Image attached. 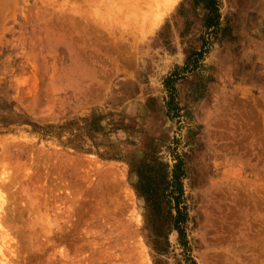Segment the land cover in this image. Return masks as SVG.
<instances>
[{
	"label": "rangeland",
	"instance_id": "obj_1",
	"mask_svg": "<svg viewBox=\"0 0 264 264\" xmlns=\"http://www.w3.org/2000/svg\"><path fill=\"white\" fill-rule=\"evenodd\" d=\"M218 3L197 57L196 0H0V264H264V0Z\"/></svg>",
	"mask_w": 264,
	"mask_h": 264
},
{
	"label": "trees",
	"instance_id": "obj_2",
	"mask_svg": "<svg viewBox=\"0 0 264 264\" xmlns=\"http://www.w3.org/2000/svg\"><path fill=\"white\" fill-rule=\"evenodd\" d=\"M219 0H196L197 4L203 5V7L207 10L206 13V20H205V26L207 30V35L205 36L204 39V44H203V50L202 52L197 53V57H200L203 52L206 49V46L210 43V38L212 33L216 35L218 31L220 30V12H219ZM175 79L177 77L172 76L171 79ZM168 84H171L169 81ZM175 103V100L173 97L170 98L168 101V106H169V112L177 110L176 107L173 105ZM176 112V111H175ZM183 162L180 160L174 168V175H173V184H172V189H171V195L175 198L176 200V208H177V213L174 216V226L175 228L178 229L181 237L183 238L184 234V229H183V222L186 219V206L182 205V194H183V189H182V182H181V177L183 175Z\"/></svg>",
	"mask_w": 264,
	"mask_h": 264
},
{
	"label": "bare ground",
	"instance_id": "obj_3",
	"mask_svg": "<svg viewBox=\"0 0 264 264\" xmlns=\"http://www.w3.org/2000/svg\"><path fill=\"white\" fill-rule=\"evenodd\" d=\"M3 196H2V194H1V192H0V199L2 200L3 198H2ZM4 199H5V196H4ZM0 202H2V201H0ZM2 207V206H1ZM3 207H4V205H3ZM2 207V208H3ZM4 209V208H3ZM1 212V211H0ZM2 218V217H1ZM0 223H1V221H0ZM6 258V257H5ZM3 259V258H2ZM2 259H0V260H2ZM1 262V261H0Z\"/></svg>",
	"mask_w": 264,
	"mask_h": 264
}]
</instances>
